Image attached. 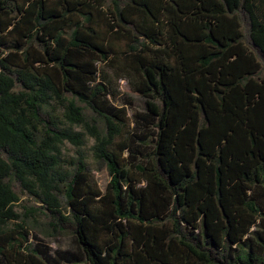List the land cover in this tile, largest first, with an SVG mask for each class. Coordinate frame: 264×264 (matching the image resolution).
Returning <instances> with one entry per match:
<instances>
[{
  "label": "trees",
  "instance_id": "trees-1",
  "mask_svg": "<svg viewBox=\"0 0 264 264\" xmlns=\"http://www.w3.org/2000/svg\"><path fill=\"white\" fill-rule=\"evenodd\" d=\"M0 264H264V0H0Z\"/></svg>",
  "mask_w": 264,
  "mask_h": 264
},
{
  "label": "rangeland",
  "instance_id": "rangeland-1",
  "mask_svg": "<svg viewBox=\"0 0 264 264\" xmlns=\"http://www.w3.org/2000/svg\"><path fill=\"white\" fill-rule=\"evenodd\" d=\"M125 40L122 38H117L112 40V47L115 53L121 55V51L126 49ZM117 62L114 65H102L100 66L102 76L109 80V87L114 95L111 97L112 103L117 106H124L127 109V117H129V125L125 127L122 133L116 138V141H124L131 133H133L132 126L134 124V114L138 113L142 109V99L139 94L134 90L133 84L129 79L123 77L122 73L117 69ZM132 118V120H131ZM133 121V122H132ZM73 129L77 132H83L84 143L82 146L77 147L69 141H65L60 145L61 160L65 167H68V161L77 155V151L80 149L85 153L86 158V168L88 172L89 179L92 183H95L100 189H104L106 183L110 179L106 164L99 160L94 155L93 145L94 139L87 134L82 126L75 125ZM127 154L124 151L123 156ZM26 196H22L21 200L25 199ZM43 244L48 245L51 249L50 253L53 255L54 259L58 262L65 261V257L72 258V256L77 253L78 246L74 238L70 236H63L58 238H45L43 236L39 237Z\"/></svg>",
  "mask_w": 264,
  "mask_h": 264
}]
</instances>
